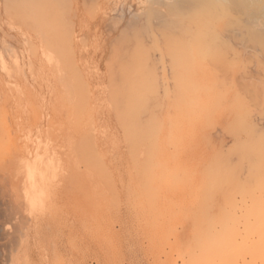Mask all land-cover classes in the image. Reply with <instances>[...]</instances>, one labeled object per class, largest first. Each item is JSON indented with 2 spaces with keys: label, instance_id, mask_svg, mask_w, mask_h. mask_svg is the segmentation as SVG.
Segmentation results:
<instances>
[{
  "label": "rangeland",
  "instance_id": "374dc122",
  "mask_svg": "<svg viewBox=\"0 0 264 264\" xmlns=\"http://www.w3.org/2000/svg\"><path fill=\"white\" fill-rule=\"evenodd\" d=\"M54 1H46L49 5L44 3L46 8L44 10L49 15L50 10H53L50 8L48 12L49 7L54 5L57 8L53 10V18L50 16L52 20L48 18L49 21H46L45 25L42 23L40 29L45 26L52 27L51 25L58 27L59 21H62L61 24H67V27L66 25L58 27L61 32L59 35L63 38L60 40L58 37V39L61 44L66 42L63 45L67 47L66 50L68 49L65 54L63 50L57 53V49L50 47L52 45L51 40L48 43L51 37L49 31L46 33L48 39L44 40V31L41 33L38 27L34 26L35 24L32 25L28 20L22 19L23 16L20 14L25 7L0 0V264H156L149 255L148 234L146 236L145 230L139 229L142 233L140 235L138 229H135V225L139 228V224L143 221L148 223L147 220L152 217L150 214L152 210L149 209L144 194H140L139 190L143 186L139 187L138 184L141 181L136 183L138 180H134L136 179L133 177L134 168L127 157L126 145L121 137L122 131L113 112L108 83L110 85V67L114 62L112 59L114 56L117 58L116 55L120 52L116 41L119 36L123 37V31H127L129 35L132 31L139 32L148 47L152 40V44L157 43L153 38L155 34L158 43H161L162 39L161 41L159 39L161 33L156 32V27L164 24V19L167 17L163 16L167 15L166 5L175 0H161L162 3L160 0L155 2L153 0ZM54 3H57V6ZM7 6L9 9H6ZM151 7L155 9L152 10ZM150 10L154 11L155 17L148 15ZM61 14H63L62 18ZM261 20L259 18L254 19V22L249 21L247 27L249 26L252 31H264V19L262 22ZM141 26L146 31H143L145 35H141L143 32L140 34L139 30H143ZM149 26L155 30H150ZM61 27L64 30L68 29L64 31ZM245 29L235 27L224 37L227 39L226 42L230 41L233 50L236 48L235 52H238L233 54L234 51L230 50L231 53L226 54V58L229 61L239 55L237 57L239 59L236 58L238 62L235 65H237L228 71L218 72L219 74L215 71L218 79L226 86L228 101L233 99L238 88H240L238 93H241L243 98L253 96L257 92V95H262L264 92L261 85L264 83V64L256 62L255 59V57L259 58V55L263 58V55L258 48H253L254 45L248 41L249 39L243 37L242 33ZM62 32L65 35L66 32H70V35L67 34L65 38ZM130 41L126 42L128 48L132 47L133 42ZM246 42H249L248 45H245ZM112 43H115L117 48ZM149 49L151 50V47ZM156 50L148 54L150 56L148 59L152 58L148 61L155 62L148 64L155 66L150 67L154 68L156 78L157 75L160 77L157 78V87H159L156 88V95L161 104L156 108L163 119L164 105L168 100L165 89L168 86L170 90L174 85V79L173 72L164 58L166 56L161 57L160 51ZM66 61L69 62L68 65ZM71 61L74 63L71 71L74 77L69 71L70 68H67L72 64ZM115 64L117 63L114 62ZM68 76L71 80L74 78V81L69 82ZM76 99L79 104L84 102V106L80 105L82 109H76L79 113H83L78 115L76 112L79 119L78 116L76 118L74 110ZM262 102L258 104L255 115L252 114L253 118L251 117L255 128L253 131L257 134H264V100ZM224 108L228 109L225 106L217 108L213 123L206 126L204 132L206 131L207 135V146L218 145L217 147H221L223 151H233L235 140H244L246 132L241 128L238 129L241 131H236V135L224 132V126L231 117L230 111ZM257 109L263 112H258ZM82 115H84L83 120H81ZM79 120L82 125L78 124ZM91 128L93 130L89 131ZM85 136L93 141L91 145L94 152L96 151L94 154L98 153L97 157L100 158L99 160L102 159L101 164L107 168L106 174L109 172L108 178H113V191L105 186L107 183H104L106 180L104 175V178L100 176L102 179L98 177L101 174L98 171L99 167L90 166L74 148L78 145V138L83 139ZM41 161L48 166L40 175ZM26 169L32 171L30 179L26 176ZM75 173L80 178H76ZM109 180L108 184L112 181ZM76 184L80 187L75 186ZM128 186L133 187V191L139 192L138 194L134 192L136 195L132 194V196L130 194L131 197L134 195L136 197L131 198L127 195ZM163 186L157 185L160 188L159 193H165L166 187ZM182 186H177L171 191L170 196L174 199L169 197V203L162 206L163 210L173 214L180 212L181 202L179 205L176 204L178 201L175 196L184 197L183 191L185 192L184 188L186 189L187 186L181 188ZM27 187L30 188L31 202L25 192ZM135 187L140 189L136 190ZM178 193L179 195H176ZM144 202L147 203L142 206ZM134 205L136 209L141 207L142 211L134 209ZM146 205L150 213L145 210ZM132 210L137 212L133 211V214ZM145 211L150 214L149 219H146L145 214L148 213ZM138 212L139 215H144V218L140 216L143 218L141 221ZM134 215L136 217L133 219ZM137 216L139 221L135 222L136 219L138 220ZM167 229L164 236L168 241H172L174 227L168 229L170 232ZM128 234L129 236L126 237ZM178 264L181 262L179 261Z\"/></svg>",
  "mask_w": 264,
  "mask_h": 264
},
{
  "label": "bare ground",
  "instance_id": "6f19581e",
  "mask_svg": "<svg viewBox=\"0 0 264 264\" xmlns=\"http://www.w3.org/2000/svg\"><path fill=\"white\" fill-rule=\"evenodd\" d=\"M8 1L10 3L14 2L13 5L17 3L25 7L21 10L20 16L24 17L22 19L28 20L32 25L35 24L34 26L38 27L41 33L44 31V40L48 39L46 33L49 31V37H51L48 39V43L51 40L52 45L50 47L57 49V53L63 51L64 54L66 53L68 49L66 50L67 47L63 45L66 42L64 41L65 43L62 42L61 44L60 40L63 38L59 35L61 32L58 27L60 25L63 27L66 25L67 27V24H61L62 21L60 22L57 19L60 24L58 27L51 25L52 27L48 26L49 29L47 26H45L47 28L40 29L42 23L45 25L46 21H49L48 18L52 20L50 16L53 18V10L57 7H54V5L49 7L48 12L50 8H53V10H50L52 14L50 12L49 15L44 7V3L49 5L50 1L46 2L48 0ZM153 1L155 2V0ZM57 3L54 4L57 6ZM152 10L148 12L150 17L156 15ZM165 10L167 15L163 16H167V20L164 19V24L161 27L159 24L158 27L155 26L157 28L156 32L161 33L159 39L160 41L162 39V42L158 43V39L155 37L157 35L154 33L153 38L157 43L152 44V40L151 43H148L153 46L149 45L148 47L147 42H144V38L142 39L139 32L132 31L133 34L131 33L130 36L129 33H126L127 31H123L125 35L129 36L126 37L122 34L123 37L119 36L120 40L117 39L120 55H116L117 58L113 57L112 62L114 61L117 64L115 66L114 62L111 63V73L109 72V97L113 105V112L122 131L121 137L126 145L127 157L134 168L135 174L131 173V175H135L132 176L136 178L134 180H138L136 183L141 181L138 184L139 187L140 185L143 186L142 189L135 188L136 190L140 189V194H144L142 195L145 196L146 199H144L147 200L148 203H146L149 205V209L152 210L150 213L146 209L147 205L144 206L145 210L152 214V217L149 219L150 214L145 211V213H148V215L145 214L146 219H149V221L147 220L148 223L146 224L145 221L139 222L140 227L138 228L135 225V229H138V231L139 229L141 231L145 230V235L148 234L149 255L152 262L156 264H178L179 261L181 264H264V134H257L253 131L255 128L251 120L258 104L264 100V92L261 91L264 90V83H261L262 89L260 92L263 93L262 95H257V92L253 96L246 97V99L241 96V93H238L240 88L237 87V93L235 92L233 99L228 101L226 86L217 76L218 72L228 71L237 65L235 63L238 62L237 59L239 58L237 57L239 55H234L237 56V59L234 57L235 59L229 61L226 58V54L231 53L230 50H233V47L229 43L230 41L226 42L227 39H224L226 33H230L235 27L246 28L242 33L243 37L249 39L248 41L254 45L253 48H258L261 51L263 58H260L259 53L260 60L256 57L255 59L256 62L264 64V31H252L248 28L249 26L247 27L249 21L258 20L259 18L264 19V0H175L169 2ZM15 13L17 14V11ZM142 14H144V11ZM48 15L49 17H47ZM144 27L148 28L145 25ZM139 29L140 27H138ZM141 30H139L140 34L145 31L144 28ZM150 30L155 29L151 28ZM69 33L66 32V35H70ZM66 35L65 38H67ZM141 35H145L144 32ZM138 37H141V39ZM128 41L133 42L130 48L126 46V42L129 43ZM248 43L245 45H248ZM114 46L116 47V44ZM69 47L71 48V46ZM155 48L160 51L161 57L166 56L164 58L173 72L174 79V85H170L171 91L168 90V86L165 89L168 100L164 105L165 116L163 119L157 111V106L161 104L156 95V88L159 87H157V78L160 77L157 75L156 78L155 70L153 71L154 68H152L155 67L152 65L155 61L153 63L148 61L149 59L152 60V58L148 59V54H151V51L154 52L153 50L157 51ZM234 52L233 54L238 53ZM234 60L236 61L232 62ZM148 62L152 64H148ZM70 63L72 64L67 68H70L71 73L74 63L72 61ZM162 63L165 62L162 61ZM151 65L152 67H150ZM215 71H217V74ZM73 74L72 77H74ZM67 79H70V77L68 76ZM72 80L74 81V78ZM72 80L70 79L69 82ZM76 85L78 84L76 83ZM78 98L80 100V97ZM75 101V115L76 112H78V115L83 114L76 109H82L80 105L84 106V102L82 101L83 103L79 104L77 103L78 99ZM223 106L227 107L228 109H224L231 113L229 122L224 126V132L230 135L235 133L236 135V131H241L238 130L240 128L246 132L244 140H235L233 151H223L221 147H217L218 145L207 146L205 127L213 123L215 111ZM259 111L261 110L259 109ZM78 115H76V118ZM83 116L81 120H83ZM77 119H79V116ZM81 120L78 121L80 122L78 124L82 125ZM91 130L93 128L89 131ZM88 136L83 137V139L79 137L77 140L78 145H75L77 148H74L77 152L79 151L78 153L90 166L99 167L100 170L98 169V171L102 175L98 172V177L104 175L105 178H103L106 179L104 183H107L105 186L113 191V178H108L110 177L107 175L109 172L106 174L107 168L103 166L104 164H101L103 162H101L102 159L99 160L100 158L97 157L98 153L94 154L96 151L94 152L92 147L93 143L91 142L93 141L88 139ZM41 162L39 165L40 175L44 173L45 168L48 166L43 161ZM101 168H104L105 171ZM25 171L26 176L30 179L32 171L30 169ZM75 175L76 178H80L76 173ZM102 177L100 178L102 179ZM108 180L109 182L112 180L111 183L108 184ZM160 182L161 184H159ZM163 182L166 183L165 186H163ZM79 184L75 186L78 187ZM157 185L166 187L165 193H159L160 188ZM180 185H186L187 191L185 188L184 194L181 191V194L185 197H181L183 200L175 196L178 201L176 204L179 205L181 202L179 205V208L181 206L180 212L174 208L178 212L176 213L180 214L177 216V214L163 210L162 206L169 203V197H172L170 196L171 191ZM130 187L128 186L127 195L130 196L131 194L132 196L137 192L133 191V187H131L132 189ZM29 189L27 187L25 192L27 193V199L31 202L32 197ZM176 195H179V193ZM146 203H142V206ZM135 207L134 205L133 208L136 209ZM140 208L136 210H140ZM136 210H132V212L136 213ZM139 212L137 215L144 218V215H139ZM135 215L133 219L136 217ZM138 221L139 218L135 222ZM171 226L174 227V239L168 241L164 236V232L167 228L170 229Z\"/></svg>",
  "mask_w": 264,
  "mask_h": 264
}]
</instances>
